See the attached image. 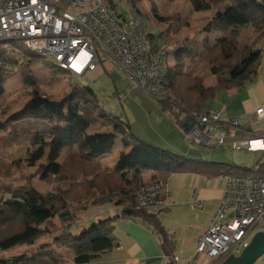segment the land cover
<instances>
[{"label":"trees","instance_id":"trees-1","mask_svg":"<svg viewBox=\"0 0 264 264\" xmlns=\"http://www.w3.org/2000/svg\"><path fill=\"white\" fill-rule=\"evenodd\" d=\"M112 11L116 7L108 0ZM197 12L210 11L212 18L203 26L205 34L221 35L212 45L205 46L200 55L196 49L178 48L176 56L184 59L201 58L215 84L204 86L205 75L185 70V60L180 59L172 69H167L165 89L171 100H157L162 113L169 115L184 133L183 123L193 113L211 107L218 91L239 89L253 81L263 54L256 45L264 40V0H189ZM260 17V27L249 45H242L235 38L239 28L252 24L254 15ZM121 17V15H119ZM117 16V17H119ZM16 40L0 39V44ZM153 51L158 45L154 36L148 34ZM22 55L21 68L31 69L43 61L23 46L17 48ZM15 57L0 50V100L4 95L5 66L15 65ZM52 67L61 73H69ZM24 81L32 92L29 100L16 112L0 123V131L7 127L14 142L19 137L31 141L34 151L28 158L29 166L45 160L36 170L41 182L67 181L68 190L61 195H40L28 189L0 201V251L20 246H33L47 233L46 227L57 217L60 222L58 234L52 244L65 247L72 253V263L86 264L99 254L116 246L113 224L121 218H131L146 224L158 236L160 247L168 264H172V242L157 219L146 210L134 208L135 192L145 182L142 174L150 172V182L164 181L176 174H196L207 178L228 176H264V155L255 156L252 166L235 163H215L188 158L167 150L156 148L131 133L128 123L104 111L93 89L76 85L61 99L44 94L32 78ZM98 125L102 130H95ZM92 129V131H90ZM120 138L128 153L121 151L112 169L104 167L101 158L109 155L115 140ZM68 152L62 163L59 158ZM1 167V166H0ZM115 202L122 207L118 216H109L92 222L77 233L70 232L77 213L85 210V203L100 205ZM172 261V262H170ZM219 262L218 264H221ZM0 264H64L63 258L51 245H42L31 254L15 255L0 259ZM145 264H150L149 262Z\"/></svg>","mask_w":264,"mask_h":264},{"label":"rangeland","instance_id":"rangeland-1","mask_svg":"<svg viewBox=\"0 0 264 264\" xmlns=\"http://www.w3.org/2000/svg\"><path fill=\"white\" fill-rule=\"evenodd\" d=\"M111 2L116 7L117 15H122L126 19L132 14H138L142 17L146 33L153 35L158 48H162L164 65L167 69H172L180 59H183L185 60L186 71L193 70L200 76L205 75L203 81L205 87L215 84V78L208 74L201 58L184 59L182 56L177 57L175 52L178 48L183 47L196 49L202 55L205 52V46L212 45L214 39L221 36L216 33L205 34L202 32L203 26L212 18L214 9L217 7L210 11L197 12L193 9L189 0H111ZM259 27L260 17L255 14L251 25L237 30L235 33L236 40L242 45H249L258 36ZM19 46L22 47L19 41L0 44V50L7 51L17 61L15 65L3 67L5 78L3 83L4 95L0 100V123L5 124L7 118L29 100L32 88L24 81L25 76H27L37 82L38 88L44 94L53 96L56 99L64 97L76 85L91 87L97 96L100 107L104 111L128 123L132 134L156 148L208 162L236 163L239 161L236 159V154H239V152L232 150L230 146L199 148L194 144H190L185 139L179 126L174 123L175 121L169 115L162 113L157 100L146 96L138 89L128 86L125 77L117 68L113 69L111 73L103 72L94 80L86 76L79 78L71 73L56 71L52 67L54 62L51 58H43V61L48 64L39 62L31 69L21 68L23 58L21 54H18L19 50L17 48ZM263 48L264 40L256 45V49ZM260 81H264V50L257 76L252 82H246L244 85L257 84ZM243 97V94L232 97L227 90L218 91L210 105L217 110L224 109L228 116L239 108ZM94 129L102 130L98 125ZM12 132H8L7 127L4 131H0V201L28 189H33L40 195H61L68 190L70 183L67 181L45 183L38 179L36 170L40 164L45 163V160L37 162L34 166H29L27 160L34 151V147L31 141L23 139V136L19 137V142L11 141L13 138ZM121 151H124V148L120 143V138L117 137L111 153L105 158L107 160L102 163L103 166L111 165L112 161L115 164ZM67 154L68 152H64L58 162L62 163ZM254 164L255 162L249 161L242 165L252 166ZM218 184H223V182L219 180ZM167 188L172 198L171 202L176 203V206L171 205L159 217L161 222L169 228H181L184 223L189 226L192 225L193 232L191 229L187 230L186 234L178 231L175 236L176 239L182 241L184 247L188 244L189 250L190 237L196 231L193 221L195 223L197 221L202 222L206 216L205 211L194 209L193 204L196 200L189 205L188 196L191 195L185 176L180 174L170 176L167 179ZM83 206L87 209L90 207V203H85ZM83 212L77 213L74 226L72 225L70 228L71 233L75 234L79 231L76 230L77 225H80L81 229L97 221H86ZM92 214L87 212L86 217H92ZM60 226L59 219L57 217L53 218L46 227L47 233L39 238L33 246H20L5 252L0 251V259H7L20 254H31L38 251L42 245L49 244L56 253L60 254L64 264L67 263L70 250L51 243L53 237L58 234ZM259 231L256 230L253 236ZM61 248H63V251L60 250ZM182 255L184 258L186 257L184 253L180 256ZM206 263H208L207 260L199 256L198 263L190 262L189 264ZM254 264H264V255Z\"/></svg>","mask_w":264,"mask_h":264},{"label":"built area","instance_id":"built-area-1","mask_svg":"<svg viewBox=\"0 0 264 264\" xmlns=\"http://www.w3.org/2000/svg\"><path fill=\"white\" fill-rule=\"evenodd\" d=\"M117 16L108 0H0V39L19 41L79 78L117 68L131 88L171 102L162 48L150 47L140 15ZM190 117L194 125L184 133L190 144L264 155V104L247 119L226 117L214 108ZM220 179L225 183L221 205L195 244V252L214 264L239 255L253 233L264 230V176ZM167 195L166 182L144 183L135 192L134 208L147 210ZM193 207L201 210L203 202Z\"/></svg>","mask_w":264,"mask_h":264},{"label":"crops","instance_id":"crops-1","mask_svg":"<svg viewBox=\"0 0 264 264\" xmlns=\"http://www.w3.org/2000/svg\"><path fill=\"white\" fill-rule=\"evenodd\" d=\"M103 72L107 71L98 69L97 71L87 75L86 77L94 80ZM227 92L230 93V96L232 97L241 94H243L244 97L242 98V104L237 110H235L232 115L227 116V113L223 109L226 117H238L242 119H247L248 116L256 108L264 104V81H260L257 84H249L248 86L243 85L239 89H231L227 90ZM129 151L130 148H124L123 152L128 153ZM107 156L108 155L103 156L101 158L102 163L104 160H107L105 159ZM236 159H238L239 161H237L235 164L239 165L246 164L249 161H251L252 163L256 162V157L253 154H249L246 152H239V154H236ZM114 165L115 164L112 161L111 165L108 164L104 167L112 169ZM180 175L185 176L187 178V186L190 190L191 195L188 196L190 202L189 205L194 200L203 202V208L200 211H205L206 214L205 219H203L202 222L197 221L195 223L193 221L194 228L196 231L190 237V249L188 250V244H186V246L184 247L182 241H180V239H176L177 237L175 236L178 231H181L182 233L186 234V231L191 229L193 232L192 225L189 226L188 224L184 223V225H181V228H169L165 223L161 222V219L159 217L162 216V214L167 211L171 205L174 206L176 204L171 202L172 198L170 197L169 190L168 195L164 199H160L157 204L147 209L146 213L153 215L157 219L159 224L163 227V229L166 231V233L169 235V238L172 242V257L173 259H176V262L170 261L172 262V264H189L190 262L198 263L199 256L207 260L208 263L206 264H214L206 257L195 252V244L197 239L204 233L205 229L209 226L210 222L215 216V213L221 205L223 193L225 190V183L223 180L220 179V177L207 178L196 174ZM141 177L143 182L147 183L148 181H150V172L143 173ZM219 180H221L223 184L219 185ZM121 211L122 207L117 206L115 202L100 205L90 204V207L84 210L83 216L84 219H87L86 221H91L106 218L109 216H118L120 215ZM87 212L93 213V216L87 218ZM197 224L199 225L197 226ZM76 230H80V225H77ZM112 235L116 241V246L110 251L99 254L96 258L86 264H145L147 262H149L150 264H168V259L164 256L160 247L158 236L153 233L151 228H149L146 224H143L141 221L121 217L114 222ZM60 250L63 251V248H61ZM183 253L186 255L185 258L183 257V255L180 256ZM68 256L67 263L65 264H74L71 261L72 253L69 252Z\"/></svg>","mask_w":264,"mask_h":264},{"label":"water","instance_id":"water-1","mask_svg":"<svg viewBox=\"0 0 264 264\" xmlns=\"http://www.w3.org/2000/svg\"><path fill=\"white\" fill-rule=\"evenodd\" d=\"M194 125L191 117L183 123L185 131H190ZM264 255V231L257 232L238 256H229L221 264H254Z\"/></svg>","mask_w":264,"mask_h":264}]
</instances>
